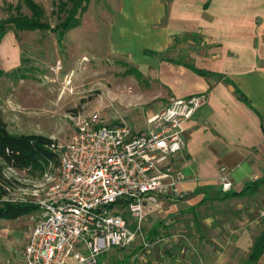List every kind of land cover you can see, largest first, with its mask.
Segmentation results:
<instances>
[{"label":"crops","instance_id":"0c3cea01","mask_svg":"<svg viewBox=\"0 0 264 264\" xmlns=\"http://www.w3.org/2000/svg\"><path fill=\"white\" fill-rule=\"evenodd\" d=\"M119 2L110 23L113 50L141 64L150 57L152 74L170 98L206 97L183 125L184 150L167 163L173 178L181 176L182 198L162 199L154 214L165 218L161 224L177 225L175 217L183 216L189 226L199 221L215 233L205 237L194 228L190 235H159L151 250L138 239L104 253L101 264H246L262 226L258 219L247 224L239 217L256 208L264 226V184L242 197L232 194L264 178V0ZM19 63V47L8 30L0 39V71L9 73ZM222 169L233 186L229 192L221 189ZM234 200H241L236 209ZM248 200L251 205L245 208L251 209H242ZM31 214L0 219L5 226L0 261L17 260L13 248L26 246L35 224ZM24 220L27 225H19ZM236 222L240 227L226 232ZM137 243L144 249L135 250ZM253 264H264V253Z\"/></svg>","mask_w":264,"mask_h":264},{"label":"rangeland","instance_id":"374dc122","mask_svg":"<svg viewBox=\"0 0 264 264\" xmlns=\"http://www.w3.org/2000/svg\"><path fill=\"white\" fill-rule=\"evenodd\" d=\"M32 1L42 10L40 22L48 27L26 31L17 29L15 24L7 26L15 35L20 59L17 68L8 71L16 70L14 73L0 75V118L8 131L49 137L61 151L78 124L93 114L106 124H125L133 130L146 129V119L160 111L170 97L165 85L153 76L150 57L143 58L147 64H141L111 47L110 23L119 9V0H88L79 17V26L66 31L62 37L54 29L66 16L60 8V2L66 0ZM19 16L32 17L25 0H0V23ZM56 173L57 167L53 166L43 171L7 169V174L16 183L6 200L37 207L36 201L48 183L45 176L55 177ZM239 201L231 202V207L236 209ZM243 204L242 209L248 210L250 207L245 206L251 202L248 200ZM109 211L112 208L109 207ZM217 211L215 206L211 207L212 214ZM156 212L144 221L143 231L149 250L155 248L152 240L159 235H190L196 228L205 237L215 233L199 221L198 226H189L183 216L175 217L179 222L177 225L161 224L159 221L165 218L154 214ZM29 217L34 224L36 212ZM124 217L129 218L128 211ZM242 217L239 220H246L247 224L258 219L262 226L259 234L264 230L263 216L258 209L244 212ZM27 223L24 220L19 225ZM236 227H240L238 222L228 225L226 232ZM3 228L5 226L0 225V230ZM3 243L0 236V250L5 248ZM16 247L13 249L17 260L0 261V264H23L24 248ZM133 248L139 251L143 246L137 243ZM103 254L98 257L99 264Z\"/></svg>","mask_w":264,"mask_h":264},{"label":"built area","instance_id":"2783aa9c","mask_svg":"<svg viewBox=\"0 0 264 264\" xmlns=\"http://www.w3.org/2000/svg\"><path fill=\"white\" fill-rule=\"evenodd\" d=\"M205 101L204 94L170 98L144 130L106 124L96 114L80 122L61 151L55 148L57 173L45 176L24 264H97L113 248L147 244L146 217L162 199L182 198L181 176L173 178L167 163L184 150L183 125ZM221 173V189L229 192L232 183Z\"/></svg>","mask_w":264,"mask_h":264},{"label":"trees","instance_id":"16d2710c","mask_svg":"<svg viewBox=\"0 0 264 264\" xmlns=\"http://www.w3.org/2000/svg\"><path fill=\"white\" fill-rule=\"evenodd\" d=\"M88 0H66L60 2V8L66 13L65 18L54 29L59 37L80 24L79 17L84 12ZM32 17L19 16L10 18L0 23V39L10 30L7 26L15 24L19 30L31 31L35 29H46L44 23L40 22L42 10L32 0H25ZM69 6V8H67ZM11 73L0 71V75L10 76ZM56 143L53 139L38 134H13L7 129L6 123L0 118V219L14 220L21 216L33 213L36 206L26 203H14L8 199L9 192L15 187V180L7 174V169L13 170H40L48 166L58 167L59 156L55 151ZM262 184L264 178L254 184H248L239 194L242 197L248 190L254 192ZM231 196V195H229ZM264 253V230L254 239L246 264L255 263Z\"/></svg>","mask_w":264,"mask_h":264}]
</instances>
